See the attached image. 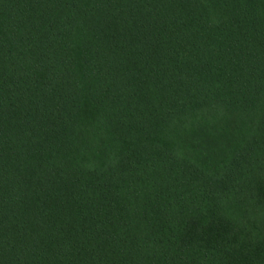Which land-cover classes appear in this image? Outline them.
Masks as SVG:
<instances>
[{"label": "trees", "instance_id": "1", "mask_svg": "<svg viewBox=\"0 0 264 264\" xmlns=\"http://www.w3.org/2000/svg\"><path fill=\"white\" fill-rule=\"evenodd\" d=\"M0 264H264V0H0Z\"/></svg>", "mask_w": 264, "mask_h": 264}]
</instances>
